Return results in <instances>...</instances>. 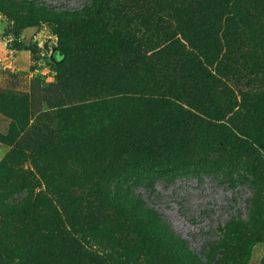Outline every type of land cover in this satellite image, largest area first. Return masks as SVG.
I'll return each instance as SVG.
<instances>
[{
  "label": "rangeland",
  "instance_id": "374dc122",
  "mask_svg": "<svg viewBox=\"0 0 264 264\" xmlns=\"http://www.w3.org/2000/svg\"><path fill=\"white\" fill-rule=\"evenodd\" d=\"M232 3L0 0V264H264V0Z\"/></svg>",
  "mask_w": 264,
  "mask_h": 264
},
{
  "label": "trees",
  "instance_id": "16d2710c",
  "mask_svg": "<svg viewBox=\"0 0 264 264\" xmlns=\"http://www.w3.org/2000/svg\"><path fill=\"white\" fill-rule=\"evenodd\" d=\"M225 1L231 6V13L233 15H238L237 12L233 8L232 0H225ZM245 24L249 26V23H245ZM32 26L33 25H27L26 27L31 28ZM100 41H101V45H102L103 49L106 52H111L114 54V53H117L119 50L122 49L119 42L117 41L116 37L106 36L104 38H100ZM65 60H66V46L60 44L59 45V51H58L57 56H56V62L58 65H61L62 63H64ZM234 151H235V153H239L240 151H242V147H238V145H237L234 147ZM148 229L153 234H155V233L161 234V230H159L158 226L155 223H148ZM244 257H247V252H244Z\"/></svg>",
  "mask_w": 264,
  "mask_h": 264
}]
</instances>
